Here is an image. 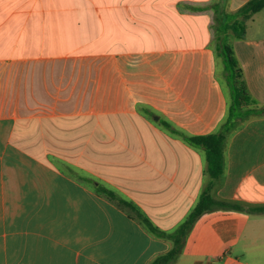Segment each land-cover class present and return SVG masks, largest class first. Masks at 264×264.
<instances>
[{
    "label": "crops",
    "instance_id": "1",
    "mask_svg": "<svg viewBox=\"0 0 264 264\" xmlns=\"http://www.w3.org/2000/svg\"><path fill=\"white\" fill-rule=\"evenodd\" d=\"M213 2L0 0V264H149L171 248L100 183L169 231L207 187L264 205V112L230 132L217 181L206 148L168 132L210 133L227 116L225 96H202ZM232 44L264 107V9ZM159 79L175 96L154 92ZM176 264H264V213L205 212Z\"/></svg>",
    "mask_w": 264,
    "mask_h": 264
},
{
    "label": "trees",
    "instance_id": "2",
    "mask_svg": "<svg viewBox=\"0 0 264 264\" xmlns=\"http://www.w3.org/2000/svg\"><path fill=\"white\" fill-rule=\"evenodd\" d=\"M229 0H214L210 5L215 11V35L217 47L225 56L226 68L228 71L229 84L232 90L231 102L228 104V112L220 127L206 134H189L185 131L179 133L192 145L206 148V174L214 180H220L226 168V144L229 134L235 129L240 118L246 119L249 116L261 114L264 107L257 106V102L248 89L244 80L243 68L236 57L235 48L229 39L242 37L247 29L248 21L255 13L264 9V0H249L233 13L228 7ZM243 16V18H240ZM91 52H95L92 50ZM96 116H81L80 121L95 122ZM70 118L60 117L58 121L68 122ZM88 181V180H87ZM95 182V181H94ZM98 191L108 199L114 201L130 216L137 219L151 233L169 240L171 248L164 253L154 257L149 264H176L182 253L185 240L197 220L208 211L213 210H247L251 213H264V205L248 206L242 203L226 200L218 197L210 188H204L199 200L194 205L186 218L174 230H164L156 225L153 220L133 200L127 199L115 189L100 183Z\"/></svg>",
    "mask_w": 264,
    "mask_h": 264
},
{
    "label": "rangeland",
    "instance_id": "3",
    "mask_svg": "<svg viewBox=\"0 0 264 264\" xmlns=\"http://www.w3.org/2000/svg\"><path fill=\"white\" fill-rule=\"evenodd\" d=\"M233 3V2H232ZM231 3V11L236 12L237 9H235L234 4ZM240 18H243V16H240ZM248 22V21H246ZM262 20L260 22L258 20L252 22L251 26V33L252 34H257L260 31V27L262 24ZM214 25V23L212 24ZM211 33L215 35V28L211 26ZM232 37L229 39L230 43H232L235 40L234 37V32L231 31ZM214 37V36H213ZM211 51L213 53H208L205 51V77H202V96H209L212 97L215 101L217 106H223L224 103V96L227 104L231 102V95H232V90L229 84V77H228V71L226 68V61H225V56L220 52V50L217 47V39L216 35L213 39L212 42V47ZM80 52H90V51H80ZM163 81L161 79L156 80L154 83L155 86V93H162L163 95H168V96H175V91L172 89H161L163 85ZM169 88V87H168ZM106 90L105 84L103 85L102 91ZM153 92V91H152ZM100 120H104V118H100ZM176 126H174L175 128ZM177 129V128H176ZM179 130L177 129L176 131L174 130H169V133L178 135ZM180 134V133H179ZM73 137V136H72ZM68 148V147H67Z\"/></svg>",
    "mask_w": 264,
    "mask_h": 264
}]
</instances>
